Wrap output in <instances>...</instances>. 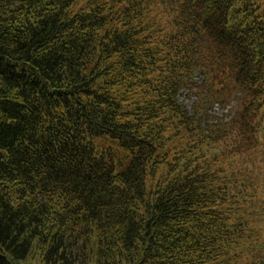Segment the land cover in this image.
I'll return each mask as SVG.
<instances>
[{
    "label": "trees",
    "instance_id": "trees-1",
    "mask_svg": "<svg viewBox=\"0 0 264 264\" xmlns=\"http://www.w3.org/2000/svg\"><path fill=\"white\" fill-rule=\"evenodd\" d=\"M0 264H264V0H0Z\"/></svg>",
    "mask_w": 264,
    "mask_h": 264
},
{
    "label": "rangeland",
    "instance_id": "rangeland-1",
    "mask_svg": "<svg viewBox=\"0 0 264 264\" xmlns=\"http://www.w3.org/2000/svg\"><path fill=\"white\" fill-rule=\"evenodd\" d=\"M198 78L200 79V77L197 76V80H199ZM194 100H195V97H189L186 91L183 92L182 95L179 96V102L186 105L189 110L191 109V105ZM232 103L229 104L226 108L222 107L219 104L215 105L213 113L219 116H225L226 114L229 113V109L232 107Z\"/></svg>",
    "mask_w": 264,
    "mask_h": 264
}]
</instances>
